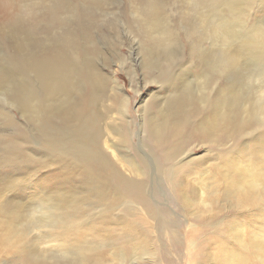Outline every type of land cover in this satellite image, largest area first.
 I'll return each instance as SVG.
<instances>
[{
    "label": "rangeland",
    "instance_id": "1",
    "mask_svg": "<svg viewBox=\"0 0 264 264\" xmlns=\"http://www.w3.org/2000/svg\"><path fill=\"white\" fill-rule=\"evenodd\" d=\"M226 1L3 0L0 264H264V0Z\"/></svg>",
    "mask_w": 264,
    "mask_h": 264
},
{
    "label": "bare ground",
    "instance_id": "2",
    "mask_svg": "<svg viewBox=\"0 0 264 264\" xmlns=\"http://www.w3.org/2000/svg\"><path fill=\"white\" fill-rule=\"evenodd\" d=\"M220 2H227L226 0H219ZM2 3H3V0H0V8L2 7ZM152 6H154V5H152ZM151 9V8H150ZM155 11V10H154ZM156 12L157 11H155V13H154V15L152 14L153 13V11H151V12H149V15H153L154 17L157 15L156 14ZM158 13V12H157ZM263 40H264V38H263Z\"/></svg>",
    "mask_w": 264,
    "mask_h": 264
}]
</instances>
